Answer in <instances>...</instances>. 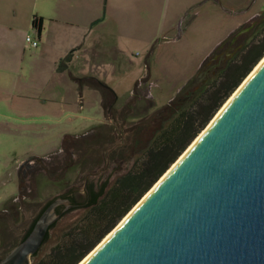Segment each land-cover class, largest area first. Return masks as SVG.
Returning a JSON list of instances; mask_svg holds the SVG:
<instances>
[{
  "label": "rangeland",
  "instance_id": "1",
  "mask_svg": "<svg viewBox=\"0 0 264 264\" xmlns=\"http://www.w3.org/2000/svg\"><path fill=\"white\" fill-rule=\"evenodd\" d=\"M113 8L109 17L104 9L99 19L106 57L82 56L78 66L95 68L116 97L86 87L92 92L83 91L79 99L71 76L54 75L59 63L56 68L48 53H35L34 33L26 35L31 39L22 62L0 87V120L7 123L0 124V183L7 188L0 202V259L52 197L85 189L88 182L112 185L133 169L155 130L201 100L237 52L231 56L235 48L218 50V45L243 23L264 15V0H114ZM257 17V27L239 37L243 45L263 29L264 19ZM213 51L217 60L209 58L198 72ZM83 203L56 217L31 264L87 223L90 207Z\"/></svg>",
  "mask_w": 264,
  "mask_h": 264
},
{
  "label": "water",
  "instance_id": "2",
  "mask_svg": "<svg viewBox=\"0 0 264 264\" xmlns=\"http://www.w3.org/2000/svg\"><path fill=\"white\" fill-rule=\"evenodd\" d=\"M69 191L77 204L85 201V189ZM62 195L46 203L29 235L21 242L23 232L0 264H31L48 227L75 206L57 199ZM103 240L83 264H264V62Z\"/></svg>",
  "mask_w": 264,
  "mask_h": 264
},
{
  "label": "trees",
  "instance_id": "3",
  "mask_svg": "<svg viewBox=\"0 0 264 264\" xmlns=\"http://www.w3.org/2000/svg\"><path fill=\"white\" fill-rule=\"evenodd\" d=\"M32 26L40 33L42 18L34 16ZM263 55L264 27L252 42L243 45L238 54L225 64L218 78L208 84L200 98L202 101L182 109L171 122L155 130L143 156L133 169L118 177L112 185L108 181L99 185L93 182L86 184L83 204L90 207L87 223L80 229L69 231L62 244L55 246L45 258L34 260L32 264H78L177 160ZM206 59L198 72L201 73L205 68ZM69 61L70 54L60 61L58 71L65 70ZM74 81L80 93L84 87H93L103 95L106 92L107 95L116 97L109 86L93 77L74 78ZM138 86L135 85V91ZM72 201L73 205H78L74 199ZM38 216L21 242L31 232ZM46 237L47 234L44 242ZM37 253L38 251L33 254V258Z\"/></svg>",
  "mask_w": 264,
  "mask_h": 264
},
{
  "label": "crops",
  "instance_id": "4",
  "mask_svg": "<svg viewBox=\"0 0 264 264\" xmlns=\"http://www.w3.org/2000/svg\"><path fill=\"white\" fill-rule=\"evenodd\" d=\"M113 1L41 0L38 3L39 0H0V87L7 76L16 70V64L22 62L23 49L26 47L25 36L30 33H34L32 36L39 41L34 49L35 53H48L49 60L53 61L56 68L58 63L70 54L67 68L63 71L56 69L55 76L63 74L65 77L68 74L73 80L90 76L103 82L104 80L96 76L99 74L94 70L95 68L90 66L89 71L83 70L78 66V60L82 56L93 60L98 59L100 55L103 58L106 57L105 40L103 41L99 19L104 9L106 17L112 14L115 9ZM134 1L137 2V0ZM154 1L159 2V0H148L150 3ZM34 16L42 18L40 33H37L32 26ZM111 49L109 48V51ZM83 91L92 92L84 87L78 94L81 100L84 97ZM101 102L100 97V106L103 109ZM0 124L7 125L1 120ZM20 164L16 167L17 174ZM5 185L6 182L0 183V202L1 194L7 189Z\"/></svg>",
  "mask_w": 264,
  "mask_h": 264
},
{
  "label": "flooded vegetation",
  "instance_id": "5",
  "mask_svg": "<svg viewBox=\"0 0 264 264\" xmlns=\"http://www.w3.org/2000/svg\"><path fill=\"white\" fill-rule=\"evenodd\" d=\"M257 16H261L260 18H261V20L262 19H264V15H261L260 13L257 15ZM257 16H255V17H253V18H251L248 22H245V23H243L242 25H240L237 29V31H235L229 38L230 39H228L227 41L225 40V41H223L222 43H220L219 45H218V47H217V49L218 50H220L221 48H224L225 46H231V47H233V49L235 48L236 50H233V53H232V55L231 56H233L234 55V53H235V55H237L238 54V52H239V50L243 47V44H244V42H242L241 40H239V37L242 35V34H244V33H249V32H251L255 27H257V25L259 24V22H260V19H258L259 17H257ZM217 52H219V51H217ZM213 54V55H212ZM211 55L213 56V57H210L211 55H209L208 57H207V62H206V64L208 63V61H210V59L213 61H215V60H217V57H219V54H217V53H215L214 51H213V53H212ZM234 55V56H235ZM233 56V57H234ZM232 57V58H233ZM210 58V59H209ZM232 58H229V59H232ZM205 64V65H206ZM225 66V65H224ZM33 157H35V156H33ZM33 157H31L28 161H32L33 160ZM67 194V195H66ZM64 195H66V196H64ZM72 198V199H71ZM57 199H61V200H64L66 203H68V204H70V205H73V204H71L73 201V199L75 200V198L71 195V193H70V191L69 192H67V193H65V194H63V196H60V197H58ZM72 201V202H71ZM51 203H48V204H45V205H43L42 207H41V209H38L37 211H36V215H35V218L40 214H42L48 207H49V205H50ZM67 204V205H68ZM3 210H1L0 211V214H1V212H2ZM4 211H6V210H4ZM12 212H10L9 211V214L12 216V214H11ZM39 215V216H40ZM38 216V217H39ZM38 219V218H37ZM36 219V220H37ZM33 221H34V219H33ZM32 221V222H33ZM32 222H30L29 223V225H28V227H27V229H26V231H25V233L27 232V230L29 229V227H30V225L32 224ZM35 223V222H34ZM25 233H24V235H25ZM24 235L21 237V240H22V238L24 237Z\"/></svg>",
  "mask_w": 264,
  "mask_h": 264
},
{
  "label": "bare ground",
  "instance_id": "6",
  "mask_svg": "<svg viewBox=\"0 0 264 264\" xmlns=\"http://www.w3.org/2000/svg\"><path fill=\"white\" fill-rule=\"evenodd\" d=\"M264 62V56L260 59V61L254 66V68L250 71V73L244 78V80L239 84V86L234 90V92L229 96V98L225 101V103L222 105V107L218 110L216 115L212 118L208 126L214 121V119L223 111V109L228 105V103L232 100V98L241 90V88L247 83V81L252 77V75L258 70V68L263 64ZM208 126L201 131V133L198 134V136L195 137V139L190 143L188 148L177 158V160L166 170V172L161 176V178L153 185V187L150 189L152 191L159 183L166 177V175L176 166V164L183 158V156L195 145V143L198 141V139L202 136V134L206 131ZM150 191L148 193H150ZM148 193L123 217V219L120 220L119 225H121L128 217L129 215L140 205V203L145 199V197L148 195ZM117 227L115 229H117ZM115 229L110 232L104 240L110 236ZM103 240V241H104ZM99 247V245L94 248L84 259H82L81 262L78 264H83L89 257L92 255V253Z\"/></svg>",
  "mask_w": 264,
  "mask_h": 264
},
{
  "label": "built area",
  "instance_id": "7",
  "mask_svg": "<svg viewBox=\"0 0 264 264\" xmlns=\"http://www.w3.org/2000/svg\"><path fill=\"white\" fill-rule=\"evenodd\" d=\"M30 37L29 36H26V38H25V41L27 42V43H30ZM38 43H39V41H38V39H37V41L36 40H32V42H31V46L32 47H36V46H38Z\"/></svg>",
  "mask_w": 264,
  "mask_h": 264
}]
</instances>
